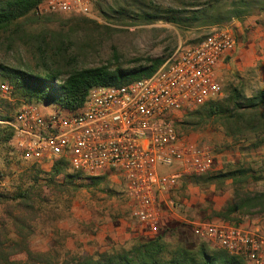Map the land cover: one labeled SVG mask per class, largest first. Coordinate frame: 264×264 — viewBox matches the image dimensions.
<instances>
[{
	"label": "rangeland",
	"instance_id": "1",
	"mask_svg": "<svg viewBox=\"0 0 264 264\" xmlns=\"http://www.w3.org/2000/svg\"><path fill=\"white\" fill-rule=\"evenodd\" d=\"M214 1L224 10L234 9L237 16L219 25L190 30L163 22L131 24L137 22L139 10L143 9L141 6L148 4L181 8L190 3ZM120 9L125 10L129 17L122 19L117 14ZM36 17L31 14L12 28L0 31L1 65L42 74L46 67L54 68L56 64L73 59V66L77 68L115 63L123 69H130L143 65L146 59L165 61L179 46L195 44L213 29H226L233 34L235 45L217 70L222 96L216 101L225 99L230 87L241 90L246 97L264 89V0H92L90 17L47 15L44 20ZM82 18L95 24L79 21ZM0 99L15 105L11 95L0 94ZM37 105L41 109L51 108ZM185 113L175 123L178 139L184 146L206 151L211 165L204 174L183 175L168 194L157 197L160 217L156 232H149L131 217V205L123 193L122 182L111 174L105 176L99 186L87 187V182H82L84 187L74 192L72 197L59 201L50 198L61 218L52 227H38L30 241L31 250L61 257L66 252L77 256L95 255L113 248H128L140 238L153 237L167 223L223 222L212 212L219 211L232 198L231 183L208 186L204 180L197 183L196 177L240 167L264 170V147L255 150L249 142L234 140L216 122L196 131L192 126L195 122L190 121L191 126L185 129L179 125L185 121ZM16 155L8 156L11 162L9 169L0 160V172L4 175L0 178V193H11L18 184L26 182V177L21 178V175L28 173L32 162L21 160ZM164 172L173 173L175 168ZM63 177H58V180L61 182ZM245 187L250 193L263 191L264 182L249 181ZM234 220L240 224L224 223L264 232V215H245ZM193 236L199 242L217 247L208 240Z\"/></svg>",
	"mask_w": 264,
	"mask_h": 264
},
{
	"label": "built area",
	"instance_id": "2",
	"mask_svg": "<svg viewBox=\"0 0 264 264\" xmlns=\"http://www.w3.org/2000/svg\"><path fill=\"white\" fill-rule=\"evenodd\" d=\"M91 11L92 0H43L34 14L90 17ZM234 45L230 31L213 29L195 44L179 46L148 78L91 88L75 113L29 103L0 123L13 131L10 146L19 159L43 170L64 161L66 173L83 179L119 177L131 217L154 233L160 217L157 197L168 194L183 175L204 174L210 168L206 151L179 141L175 123L186 111L222 96L217 70ZM10 93L11 87L1 83L0 94ZM174 168L173 173L164 172ZM189 225L195 236L244 264H264V232L224 222Z\"/></svg>",
	"mask_w": 264,
	"mask_h": 264
},
{
	"label": "trees",
	"instance_id": "3",
	"mask_svg": "<svg viewBox=\"0 0 264 264\" xmlns=\"http://www.w3.org/2000/svg\"><path fill=\"white\" fill-rule=\"evenodd\" d=\"M43 0H0V31L15 26L19 20L34 14L35 7ZM137 15L140 25L163 22L178 29L190 30L207 25H219L237 16L234 9L224 10L217 1L208 4L190 3L181 8H164L157 5L141 6ZM117 14L126 19L123 9ZM45 17V16H44ZM44 17H36L42 20ZM133 18V17H130ZM44 20V19H43ZM45 20H48L46 17ZM79 21L94 23L82 18ZM139 63V60L135 61ZM143 65L123 69L118 64L77 68L73 59L54 68L46 67L42 74L12 69L0 64V82L11 87L12 105L0 99V121H10L16 109L24 104L35 103L53 106L69 113L82 108L88 91L96 86L121 87L152 76L164 63L163 59H146ZM183 128L194 130L206 127L210 122L219 123L227 136L234 140L249 142L252 149L264 147V89H258L246 97L241 90L230 87L221 101H210L193 110L186 111ZM13 131L0 123V160L9 169L10 154L16 155L10 142ZM17 156V155H16ZM66 163L59 161L49 171L32 164L26 182L18 184L11 193H0V264H244L242 259L228 252L210 247L206 242L194 239L190 225L179 222L167 223L156 235L140 238L130 247L113 248L95 255L77 256L66 252L63 257L50 252H34L30 241L38 227H52L61 217L50 198L57 201L72 197L85 186H99L105 176L83 179L79 174L66 173ZM65 173L62 181L60 174ZM0 172V178H3ZM206 184H224L229 181L232 198L214 217L223 222L240 224L235 217L264 215V190L250 193L249 181L264 182V170L252 167L205 174L196 177Z\"/></svg>",
	"mask_w": 264,
	"mask_h": 264
}]
</instances>
